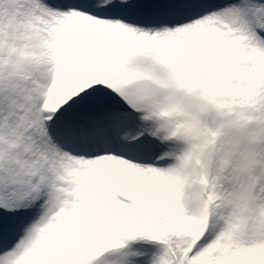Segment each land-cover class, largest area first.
Instances as JSON below:
<instances>
[{"label":"snow or ice","instance_id":"obj_1","mask_svg":"<svg viewBox=\"0 0 264 264\" xmlns=\"http://www.w3.org/2000/svg\"><path fill=\"white\" fill-rule=\"evenodd\" d=\"M0 264H264V0H0Z\"/></svg>","mask_w":264,"mask_h":264}]
</instances>
